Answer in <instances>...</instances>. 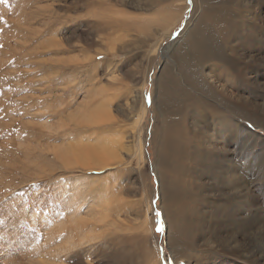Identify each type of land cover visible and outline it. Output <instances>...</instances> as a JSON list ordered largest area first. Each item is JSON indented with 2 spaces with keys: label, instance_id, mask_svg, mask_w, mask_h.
<instances>
[{
  "label": "rangeland",
  "instance_id": "rangeland-1",
  "mask_svg": "<svg viewBox=\"0 0 264 264\" xmlns=\"http://www.w3.org/2000/svg\"><path fill=\"white\" fill-rule=\"evenodd\" d=\"M150 1L149 9L142 10ZM238 2L236 8L239 9H227L226 14L230 23L234 18L231 12L237 15L239 31L230 42L233 50L227 52V66L222 64L216 74L238 95L236 106L246 111L247 116L236 118L235 132L239 134L230 146L217 139L220 145L209 149L205 141L211 135L221 136L229 116L222 108L225 92L217 83H213L212 88L218 93L221 91L219 98L197 92L201 93L197 95L201 101L204 98L211 102L212 111L209 109L210 114L207 110L202 114L198 111L199 125L196 122L195 130L188 127L187 132L194 131L189 142L193 147L190 144L192 149L190 146L180 149L182 158L175 164L182 176L184 204L178 214H169L162 206L156 170V153L162 150L160 140L165 128L156 93L166 75L173 74L184 80L173 59L174 51L186 42L187 32L201 15L200 11L194 14L193 0H188L181 19L161 40H156L149 25H143L147 31L122 26L125 18H138L144 11L146 13L140 17L162 18L153 25L161 30L169 26L170 18L172 21L176 9L183 6V0H0V264H14L15 249L41 245L47 231L71 222H83L80 224L85 227L86 221L94 229L90 231L92 239L80 240L83 232L80 231L78 238L79 230L74 228L76 236L72 240L78 244L73 250L80 256L61 263L120 264L116 260L122 255L124 264H264V233L259 231L264 230V209L261 211L264 208V7L256 1ZM111 45L114 47L107 53L105 48ZM235 71L237 75L233 78L229 72L235 74ZM133 98H138L139 104L135 110L124 114L127 107L132 110ZM101 114L104 120L95 122L93 117L101 118ZM210 115L216 118L211 120ZM139 118L143 120L136 126ZM107 119L109 121H105ZM95 132L109 140L106 145L109 148L118 146L120 156L116 161L119 162L114 166L96 171L81 168L79 163L67 165L54 158L53 147L58 146L69 152L67 160H73L77 142H93ZM205 135L207 137L202 138ZM197 155L200 156L197 158ZM25 163L33 167V171ZM254 166H259V170L255 171ZM24 167V171L20 169ZM234 176L239 185L236 190L247 189L245 199L230 197L228 182L233 181ZM192 200L198 204L194 205ZM72 205L79 206L78 217L69 216L76 212L68 210L69 206L74 208ZM106 214L107 221H103ZM221 219L225 220L224 224ZM225 224H229L228 227ZM176 225L181 227L182 238L171 240L170 234ZM66 233L67 230H62L57 236ZM23 252L26 250L20 253L23 260L18 264H32L28 253L24 256ZM35 259L45 264L44 257Z\"/></svg>",
  "mask_w": 264,
  "mask_h": 264
},
{
  "label": "bare ground",
  "instance_id": "bare-ground-1",
  "mask_svg": "<svg viewBox=\"0 0 264 264\" xmlns=\"http://www.w3.org/2000/svg\"><path fill=\"white\" fill-rule=\"evenodd\" d=\"M154 2H156L157 0H153ZM250 1H256L261 7H264V0H250ZM240 2V1H239ZM238 0H202V2L200 3V1L198 0V4H197V1L196 0H193V6L196 7L195 11H194V14H196V12L200 11L201 12V15L198 17V19L195 21L196 23H194V26L189 30V32H187V39H186V42L182 44V46L180 48H177L176 51H174V56L175 58L173 59L175 61V64L178 68V71H179V74L182 75L183 77V83L181 80H179L175 75H166L162 81V83L160 84L159 88H158V93L157 94V105H158V110L160 112V114L163 115V117L165 118V128L162 132V140L161 141V151L158 150V152L156 153V166H157V169L158 170V175H159V179H160V191H161V194H162V206L164 207L165 209V212L171 214L172 213H175V214H178L179 213V209L183 207V204H184V197H183V194H182V189H183V182H182V176L180 174V172L178 171V169L175 167V164L176 162L182 158H180V154H179V151L180 149H183V148H187V146H190L191 143H189L191 141V136L193 134V132H187L188 130V127L189 129L190 128H193L195 130L196 126H197V115L199 114V112L202 114L203 112H206L207 110V114H210L212 109H211V102L209 103L204 101V98L202 99V101L200 100V98L197 97V95H200L199 93L197 94L198 91H201L203 92V94L207 97L208 95H212V96H216L218 97L220 94V92L218 93V90H214L212 87H213V83H217V87L218 88H221L222 92L224 91L225 93V99H224V102L222 103V108H224L225 112H227V115L228 118L226 119V122H225V129L222 130V133H221V136L219 135H216V136H210L209 139H207L205 141V145L209 148V149H212L214 150L216 147H218L220 144L218 142L217 139H222L226 142V145L227 146H230L231 145V142L233 139L237 138L238 137V134L236 135V127H237V124H236V118L240 119V117H245L247 116L246 114V111H240L236 104H237V97L233 91V89H230L229 86H227V84L225 85L224 83H226V81L223 83L221 82V79L218 78V75L216 74V69L219 68L220 66H222V64L225 63L226 61V58L228 57V54L227 52L228 51H232L233 50V45L231 46V49H230V42L232 40V38L234 37L235 34H237V32L239 31V29L237 28V15L235 14L234 15V12H231V14L233 15V18L232 21L233 23H230L228 22L227 20V14H226V10L227 9H230L232 8L233 10H236V5H238ZM243 2V1H242ZM187 3H188V0H183V6H180L176 9L177 13L175 14L173 20L171 21V18H170V21H169V26L168 27H163L161 30H158V29H155L153 27V25H155L157 22L159 21H162V18H160L159 16L158 17H153V18H150L148 19V17H140L142 14H145L146 12H142V14H140V16L138 18L135 17H130V20H128V18H125V21L123 23L122 26L124 27H127V29H130V27L134 28L136 27L138 30L140 31H147L148 28H144L143 25H149L150 29H151V32H152V35L157 36L156 40H161L165 35L169 34L168 32L171 30V28L174 26V24L176 22H178L182 15L185 13V10L187 9ZM204 4H206L207 6H205ZM212 4V5H211ZM151 5V1L150 3L146 6V7H143L142 6V10H145L147 11L149 9V6ZM210 5V6H209ZM245 7V6H243ZM140 8V7H139ZM141 9V8H140ZM239 9V7H238ZM237 9V10H238ZM244 9V8H243ZM197 12V13H198ZM129 13V12H128ZM230 13V12H229ZM163 17H164V14H162ZM160 15V16H162ZM125 17H128L126 15H124ZM241 16V15H240ZM122 17V16H120ZM230 17V16H229ZM239 17V16H238ZM195 18V17H194ZM230 20V19H229ZM74 22V21H73ZM105 27V26H104ZM107 28V27H106ZM211 28V29H210ZM98 30V29H97ZM105 30V29H104ZM98 33V32H97ZM150 35H148L149 37ZM236 36V35H235ZM100 38V37H98ZM234 39V38H233ZM58 43V42H57ZM58 45V44H57ZM113 45L111 46H108L106 49L107 53L108 51H111L113 49ZM263 48H264V44H263ZM262 46H260V49L263 50ZM236 49V47H235ZM104 51V50H103ZM56 53V52H55ZM233 56H231V59H232ZM230 60V59H229ZM233 61V59H232ZM232 63V62H231ZM227 63H225V67L227 66L226 65ZM232 65V64H231ZM45 66V65H44ZM224 67V66H223ZM224 67V68H225ZM170 71V70H169ZM228 71V70H226ZM225 71V72H226ZM168 72V71H167ZM171 73V72H170ZM173 73V72H172ZM178 73V72H177ZM240 73V72H239ZM219 74V72H218ZM221 74V73H220ZM229 74H232L233 78H235L234 76L237 75L236 74V71H235V74L233 73H230ZM242 75V74H241ZM179 76V75H178ZM240 76V75H239ZM242 78H244L243 76H241ZM240 77V78H241ZM232 78V80H233ZM239 78V79H240ZM248 79V78H247ZM224 80V79H223ZM222 80V81H223ZM229 80V79H228ZM231 80V78H230ZM246 80V79H245ZM249 80V79H248ZM207 81V82H206ZM237 81V80H236ZM240 81V80H239ZM242 81V79H241ZM247 81V80H246ZM233 82V81H232ZM250 82V81H249ZM248 81L247 83L250 84ZM208 83V86L206 85ZM228 83V81H227ZM230 83V81H229ZM228 83V84H229ZM236 83L239 84V82L237 81ZM242 83V82H241ZM233 84V83H231ZM235 84V83H234ZM212 85V86H211ZM209 87V89H208ZM211 87V88H210ZM240 87V86H238ZM216 88V87H215ZM244 89V88H243ZM142 91V89H141ZM156 91V90H155ZM239 92V91H238ZM240 93V92H239ZM242 93V92H241ZM143 94V92H142ZM239 95H242V94H239ZM238 96V95H237ZM155 97V96H154ZM201 97V96H200ZM203 97V96H202ZM224 97V96H223ZM241 97V96H240ZM245 97V95L243 96ZM242 97V98H243ZM219 98V97H218ZM241 98V99H242ZM248 98V97H247ZM138 99V98H137ZM137 99H134L133 98V105H132V110H128L129 107H127L125 110H124V114L125 113H130L132 112L133 110H135V106H137L139 104V101ZM239 100V99H238ZM243 102H244V99H242ZM143 101V100H142ZM202 102V104L198 105L199 102ZM217 101V100H216ZM222 101V100H221ZM237 101V102H236ZM200 102V103H201ZM102 103V102H101ZM241 103V102H240ZM245 103V102H244ZM249 103V102H248ZM252 103V102H251ZM220 104V103H219ZM242 104V103H241ZM260 104V103H259ZM104 105V104H103ZM243 105V104H242ZM248 105V104H247ZM246 106V105H245ZM253 106V104H252ZM221 107V106H220ZM247 107V106H246ZM201 108H203L204 110H200ZM216 108V107H215ZM248 108V107H247ZM100 109V108H99ZM102 109V107H101ZM211 109V111L209 110ZM218 109V108H217ZM98 110V109H96ZM105 110V109H104ZM104 110H102V112H104ZM99 111V110H98ZM109 111V110H108ZM140 111V109H139ZM199 111V112H198ZM222 111V109H221ZM95 112V111H94ZM97 112V111H96ZM101 112V113H102ZM141 112V111H140ZM146 113V112H144ZM223 114V112H222ZM100 115V114H99ZM98 115V116H99ZM129 115V114H128ZM131 115V114H130ZM226 115V114H225ZM80 116V115H79ZM90 116V114H89ZM142 116V115H141ZM203 116V115H202ZM212 116V115H210ZM216 116V114H215ZM214 115L212 116L211 120H213V117L214 119L218 116L215 117ZM95 117V116H94ZM94 121L95 122H98L99 120H104L102 114H101V118H94ZM144 117V116H143ZM189 117V118H188ZM206 117V116H205ZM204 117V119H205ZM224 117V116H223ZM222 117V118H223ZM227 117V116H225ZM80 118V117H79ZM113 117H111L112 119ZM132 118V117H131ZM188 118V119H187ZM192 118V119H190ZM220 118V119H222ZM142 118H139L138 121H135V124L137 126V124L140 123ZM203 119V117L201 118ZM219 119V118H218ZM219 119V120H220ZM83 120V118H82ZM81 120V121H82ZM143 120V119H142ZM206 120V119H205ZM218 120V121H219ZM105 121H109L108 119L105 120ZM199 121V120H198ZM207 121V120H206ZM205 121V122H206ZM222 121V120H221ZM219 121V122H221ZM197 122V123H196ZM204 122V121H202ZM210 122V121H209ZM217 122V120H216ZM142 123V122H141ZM187 123V124H186ZM207 123V122H206ZM215 123V122H214ZM239 123V122H238ZM134 124V125H135ZM190 124V125H188ZM212 124V123H211ZM260 124V123H259ZM133 125V126H134ZM140 125V124H139ZM138 125V126H139ZM199 125V123H198ZM201 125V123H200ZM217 125V124H216ZM215 125V126H216ZM219 125V124H218ZM207 126V125H206ZM219 126H222V125H219ZM241 126V125H240ZM200 127V126H199ZM217 127V126H216ZM215 127V128H216ZM224 128V127H223ZM262 128V127H261ZM213 129V128H212ZM221 129V128H220ZM99 130V129H98ZM214 130V129H213ZM219 130V129H218ZM248 130V129H247ZM246 130V131H247ZM245 131V130H244ZM216 132V130H214V133ZM239 132V131H238ZM212 133V131H211ZM212 133V134H214ZM248 133V131H247ZM251 133V132H250ZM249 133V134H250ZM95 136H94V140L93 142L89 141V142H85L84 140L81 141L80 143L77 142V146H75V144H73V146H75L77 148L76 150V156L75 158L72 160H67L68 158V155L69 154V149L66 148L67 152L66 153L64 151L65 148L63 147H53V154L55 155L54 158H56V160H62L64 164H67V165H70V164H74V163H79L80 164V167H85V168H93V169H96V171L98 169H103L107 166H110V165H113V164H116L118 161H116L119 156H120V153L118 152V146H117V149H114V148H109L107 145L108 141L106 139H104L103 136H101L98 132H95ZM217 134V133H216ZM103 135V134H102ZM112 136V135H111ZM241 136V135H240ZM249 137L251 135H248ZM109 137H110V134H109ZM198 137V136H197ZM207 136L205 135L204 137L202 138H206ZM83 138V137H82ZM87 138V137H86ZM113 138V137H112ZM246 138V137H245ZM84 139V138H83ZM248 139V138H247ZM81 140V139H80ZM89 140V139H88ZM103 141V142H101ZM237 141V140H236ZM85 142V143H83ZM197 142V141H196ZM221 142V140H220ZM189 144V145H188ZM224 144V143H223ZM245 144V143H244ZM68 144H66L67 146ZM117 145V144H116ZM192 147H193V144H191ZM241 145V144H240ZM243 145V144H242ZM71 146V145H70ZM69 146V147H70ZM113 146V145H112ZM111 146V147H112ZM222 146V145H221ZM224 146V145H223ZM222 146V147H223ZM236 147L238 146L235 145ZM240 147V146H239ZM191 148V146H190ZM227 148V147H225ZM241 148V147H240ZM192 149V148H191ZM194 149V148H193ZM223 149V148H222ZM237 149V148H236ZM243 149V148H242ZM195 150H196V147H195ZM246 150V149H245ZM248 150V149H247ZM72 151V150H71ZM228 151H229V148H228ZM231 151V150H230ZM236 151V150H235ZM243 151V150H242ZM34 152V151H32ZM182 152H184L182 150ZM190 152V151H189ZM241 152V151H240ZM246 152V151H245ZM244 152V153H245ZM251 153V152H249ZM248 153V154H249ZM183 154V153H182ZM195 154V153H194ZM232 154V153H231ZM243 154V152H242ZM253 154V152H252ZM256 154V153H255ZM73 155V154H72ZM189 155V154H188ZM192 155V154H191ZM245 155V154H243ZM251 155V154H250ZM257 155V154H256ZM260 155V154H258ZM37 156V155H36ZM200 156V155H199ZM197 155V158L199 157ZM249 156V155H248ZM261 156V155H260ZM39 157V156H38ZM37 157V158H38ZM250 157V156H249ZM259 156H257L258 158ZM187 158V157H186ZM224 158V157H223ZM231 158V157H230ZM244 157H242L243 159ZM246 158V157H245ZM248 158V157H247ZM256 158V157H255ZM263 158V157H262ZM35 159V158H34ZM53 159V158H52ZM189 159V158H187ZM225 159V158H224ZM259 159V158H258ZM193 160V159H192ZM245 160V159H244ZM25 161V159H24ZM240 161V160H239ZM252 161V160H251ZM249 161V163L251 162ZM48 162V161H47ZM184 162V161H183ZM192 162V161H191ZM224 162V161H223ZM222 162V163H223ZM226 162V161H225ZM242 162V161H241ZM248 162V161H247ZM256 162V161H254ZM49 163V162H48ZM194 163V162H192ZM199 163V162H198ZM238 163V161H237ZM196 164V162H195ZM226 164V163H225ZM241 164V163H239ZM245 164V163H244ZM242 164V165H244ZM254 164V163H253ZM260 164V163H259ZM26 167L28 164H26ZM35 165V164H34ZM186 165V164H185ZM235 165V164H234ZM249 165H252L251 163L248 164ZM256 165V163H255ZM262 165V164H261ZM1 166V165H0ZM24 166V165H23ZM29 166V165H28ZM114 166V165H113ZM201 166V165H200ZM246 166V164L244 165V167ZM18 167V166H16ZM31 166H29V170L31 169L30 168ZM79 167V168H80ZM81 167V168H82ZM211 167V166H210ZM253 168V165L251 166ZM258 168H255V171H257L256 169L259 170V166H256ZM36 168V167H34ZM109 168V167H108ZM106 168V169H108ZM112 168V167H111ZM193 168V167H191ZM212 168V167H211ZM245 168H248V167H245ZM251 168V169H252ZM14 169V168H13ZM12 169V170H13ZM21 170H25V167L24 169L20 168ZM33 169V167H32ZM31 169V171H33ZM185 169V168H184ZM233 167H232V170H230V177L232 176V172H233ZM261 169V168H260ZM17 170V169H16ZM37 170H38V166H37ZM187 170V169H186ZM191 170V169H190ZM189 170V171H190ZM237 170V168H236ZM248 170V169H247ZM249 170H250V166H249ZM22 171V172H23ZM28 171V170H27ZM215 171V170H214ZM235 171V170H234ZM252 171V170H250ZM254 171V170H253ZM14 172V171H13ZM35 172H37L35 170ZM90 172H91V169H90ZM193 172V171H191ZM219 172V171H218ZM217 172V173H218ZM245 172V171H244ZM248 172V171H247ZM33 173V172H32ZM88 173V172H87ZM98 173V172H97ZM217 173H216V176H217ZM243 173V171H242ZM252 173V172H251ZM250 173V174H251ZM257 173V172H256ZM254 174V172H253ZM262 174L263 176V173H260V175ZM193 175V174H192ZM199 175V174H198ZM0 176H1V173H0ZM220 176V175H219ZM242 176V175H241ZM244 176V175H243ZM247 176H248V173H247ZM262 176L261 179H262ZM195 177V176H194ZM246 177V176H245ZM254 177V176H253ZM259 177V178H260ZM39 178V177H38ZM86 178V177H85ZM193 178V177H192ZM241 178V177H240ZM194 179V178H193ZM197 179V177H196ZM199 179V178H198ZM246 179V178H245ZM251 179V178H250ZM257 179V177H256ZM264 179V178H263ZM219 178L216 179V181H218ZM239 180V179H238ZM247 180V179H246ZM244 180V182L246 181ZM249 180V178H248ZM247 180V181H248ZM258 180V179H257ZM260 180V179H259ZM259 180L257 182H259ZM236 181V182H235ZM92 182V181H90ZM88 183L90 184L89 186L91 187V183ZM194 182V181H193ZM226 182V181H225ZM262 182V180H261ZM264 182V181H263ZM81 183V181H80ZM95 183V182H94ZM216 183V182H215ZM240 183V181H239ZM242 183V182H241ZM252 183V182H250ZM249 183V184H250ZM256 183V181H255ZM254 183V184H255ZM83 184V183H81ZM85 184V183H84ZM221 184V183H220ZM93 185V184H92ZM191 185V184H190ZM204 185V184H203ZM218 185V184H217ZM228 185H229V194H230V197H233L235 199V197L237 196H242L246 197V191L247 189L246 188H243L241 190H236V188L239 187V185L237 184V179L236 177L234 176V179L233 181H230L228 182ZM237 185V187H236ZM245 185V183H244ZM81 186V185H80ZM88 186V187H89ZM188 186V185H187ZM254 186V185H253ZM264 186V185H262ZM83 187V185L81 186ZM87 187V188H88ZM94 187V185H93ZM186 187V186H185ZM225 187V186H224ZM227 187V186H226ZM86 188V189H87ZM187 188V187H186ZM192 188V187H191ZM220 188V187H219ZM218 188V189H219ZM249 188V186H248ZM75 189V188H74ZM96 189V188H95ZM240 189V188H239ZM254 189V188H252ZM104 190V189H102ZM227 190V189H226ZM257 190V189H256ZM76 191V190H75ZM74 191V192H75ZM92 191V190H91ZM99 190L97 189L96 192H98ZM107 191V190H106ZM195 191V190H194ZM193 191V192H194ZM219 191V190H218ZM255 191V189H254ZM67 192V191H66ZM74 192L72 191V193L74 194ZM224 192V191H223ZM256 192V191H255ZM89 193V192H88ZM250 193V192H249ZM97 194V193H96ZM185 194V193H184ZM202 194V193H200ZM199 194V195H200ZM224 194V193H223ZM228 194V193H227ZM225 195V194H224ZM248 195V194H247ZM251 195V194H250ZM61 196V195H60ZM97 196V195H96ZM193 196V195H192ZM218 196V195H217ZM227 196V195H226ZM151 197V196H150ZM189 197V196H188ZM194 197V196H193ZM192 197V198H193ZM228 197V196H227ZM226 197V199H227ZM248 197V196H247ZM97 198V197H96ZM100 200L102 199L101 197H99ZM190 198V197H189ZM191 198V199H192ZM201 198V197H199ZM225 198V197H224ZM238 198V197H237ZM236 198V199H237ZM241 198V197H240ZM73 199V198H72ZM71 199V200H72ZM229 199V198H228ZM232 199V198H231ZM230 199V200H231ZM243 199V198H242ZM243 199V200H244ZM254 198H252L253 200ZM190 200V199H189ZM197 200V199H196ZM187 201V200H185ZM193 203H194V200H192ZM210 201V200H209ZM242 201V200H241ZM246 201H248L246 199ZM99 202V201H98ZM107 202V200H106ZM222 202V201H221ZM230 202V201H229ZM71 203V201H70ZM108 203V202H107ZM237 203V202H236ZM96 204V203H95ZM103 204V203H102ZM113 204V203H112ZM198 204V203H196ZM194 203V205H196ZM208 204V203H207ZM258 204V203H257ZM109 205V204H108ZM137 205V204H136ZM222 205V204H220ZM226 205V204H225ZM228 205L230 206V204L228 203ZM233 205V204H232ZM235 205V204H234ZM68 206V205H67ZM74 205H72L73 207ZM76 206V205H75ZM72 209L70 208L71 206H69V209L71 212H73L74 210H76L75 213L73 214H70L69 216H76L78 217V214H79V206L75 207ZM96 206V205H95ZM110 206V205H109ZM223 206V205H222ZM222 206H221V210H222ZM241 206H245V205H241ZM260 206V205H259ZM62 207V206H61ZM89 207V205H88ZM106 207V206H105ZM220 208L219 206H216V208ZM232 207V206H231ZM57 208V207H56ZM65 208V207H64ZM63 208V209H64ZM93 208V207H92ZM185 208V207H184ZM217 208V209H218ZM230 208V207H229ZM248 208V207H247ZM84 209V208H83ZM187 209V207H186ZM196 209V208H195ZM231 209V208H230ZM235 209V207H234ZM234 209L232 208V210L234 211ZM239 209V208H238ZM243 209V208H242ZM254 209V208H253ZM264 208H262L261 211H263ZM58 210V209H57ZM67 210V209H66ZM190 210V209H189ZM206 210V209H205ZM221 210H219L218 212H221ZM246 210V209H245ZM96 211V210H95ZM105 211V210H104ZM108 211V209H107ZM204 211V210H202ZM210 212V210H208ZM214 211V210H213ZM224 211V209H223ZM229 211V210H227ZM232 211V212H233ZM237 211V210H236ZM86 212V211H85ZM91 212V211H90ZM100 211H98L97 213H99ZM207 212V211H206ZM226 212V211H225ZM230 212V211H229ZM231 212V213H232ZM243 212V211H242ZM246 211H244L245 213ZM255 212V211H254ZM257 212V211H256ZM87 213H88V208H87ZM86 213V214H87ZM208 213V212H207ZM223 213V212H222ZM251 213V212H250ZM249 213V214H250ZM92 214V213H91ZM104 214V213H103ZM193 214V213H192ZM215 214V212H214ZM226 214V213H225ZM224 214V215H225ZM239 214V212H238ZM247 214V213H246ZM262 214V213H261ZM80 215V214H79ZM222 215V214H221ZM227 215V214H226ZM232 215V214H231ZM251 215V214H250ZM93 216V215H92ZM107 216L104 215V220H106L105 217ZM187 216V215H186ZM191 216V215H190ZM216 216V214H215ZM230 216V215H228ZM243 216V214H242ZM246 216V215H245ZM54 217V216H53ZM100 217V216H99ZM172 217V216H171ZM209 217V216H208ZM217 217V216H216ZM238 217V216H236ZM253 217V216H252ZM71 218V217H70ZM69 218V219H70ZM92 218V217H91ZM188 218V217H187ZM221 218V217H218V219ZM234 218V217H233ZM241 218V217H239ZM243 218V217H242ZM76 219V217H75ZM88 219V218H87ZM96 219V218H95ZM189 219V218H188ZM208 219V218H207ZM206 219V220H207ZM217 219V220H218ZM231 219V218H230ZM91 220V219H90ZM99 220H102V219H99ZM98 220V221H99ZM214 220V219H213ZM216 220V219H215ZM214 220V221H215ZM222 220V223L223 219ZM235 220V219H233ZM253 219H251V222H252ZM54 221V220H53ZM98 221L94 222V223H97ZM107 221V220H106ZM173 221V220H172ZM190 221V220H189ZM219 221V220H218ZM237 221V220H236ZM239 221V220H238ZM250 221V220H249ZM60 222V220H59ZM58 222V224H59ZM206 222V221H204ZM220 222V221H219ZM240 223L241 220L239 221ZM83 224V222H80ZM79 222H71L69 223L68 225H65L62 227L61 224H63L62 222L60 223L61 227L62 228H58V229H49L50 231H47L46 232V237L44 242L39 245V246H34V247H31L29 248L30 246H26L24 248H19V249H15V251L13 252L15 255H13L12 257V261L14 264H17L20 263V253L22 252V250H26V252L28 253V258L30 257L31 258V261L32 264H44L43 262L39 263L38 262V259H35V258H40V257H44L46 260H44L45 264H63L61 262H63L64 260L66 259H75L74 257H79L80 254H75L76 251H74L73 249L74 248H77V244L75 242V240H72V238L75 235V233L73 232L74 228L78 229L79 232H77V237L79 238V236L81 235V232H83V236L80 237V240L82 239H87V240H90L92 239L91 238V235L90 234V231L94 230L92 228H90V225L88 221L85 222V227H83V225H81ZM147 223V222H146ZM174 223L175 220H174ZM178 223V222H177ZM192 223V222H191ZM189 223V226L190 224ZM203 223V222H202ZM208 223V222H207ZM221 223V222H220ZM230 223H233V222H230ZM239 223V224H240ZM258 223V221H257ZM261 223V222H260ZM259 223V224H260ZM47 224V222H46ZM57 224V225H58ZM73 224L74 227L71 225ZM169 224V223H168ZM224 224V223H223ZM222 224V225H223ZM243 224V223H242ZM245 226L247 227V224L248 222L245 221L244 222ZM250 224V223H249ZM252 224V223H251ZM262 224V223H261ZM193 225V224H192ZM226 225V224H225ZM229 225V224H228ZM228 225H226L228 227ZM233 225V224H232ZM254 225V223H253ZM174 226V225H173ZM194 226V225H193ZM196 226L198 227L197 223H196ZM204 226V225H203ZM224 226V225H223ZM249 226V225H248ZM258 226V225H257ZM226 227V228H227ZM241 227V226H240ZM243 227V225H242ZM261 228H262V225H261ZM230 229V228H229ZM228 229V230H229ZM259 229V228H258ZM62 230H67V233L66 234H63L61 236H57L59 233H61ZM86 230V231H85ZM168 230H169V227H168ZM222 231V229H220ZM232 230V229H231ZM237 230V229H236ZM85 231V233H84ZM187 231V229H186ZM224 231V230H223ZM238 231V230H237ZM251 231V230H250ZM257 231V230H256ZM255 231V232H256ZM259 231H262V233H264L263 229L259 230ZM257 231V233L259 232ZM180 232H181V227H178L177 225L175 226V230L173 232L172 230V233L170 234V239L173 240H177V238H182L180 237ZM231 232V231H230ZM254 232V231H253ZM189 233V232H188ZM221 233V232H220ZM225 233H228V231L226 230ZM234 233V232H233ZM237 233V232H236ZM246 233V232H245ZM249 233V232H248ZM250 234V233H249ZM230 235V233H229ZM241 235V234H240ZM264 235V234H263ZM262 235V236H263ZM220 236V235H219ZM236 236V235H235ZM234 236V237H235ZM244 236V235H242ZM254 236H255V233H254ZM15 237V236H14ZM138 237V235H137ZM207 237V236H206ZM237 237V236H236ZM241 237V236H240ZM249 237V236H248ZM250 237H251V234H250ZM90 238V239H89ZM223 241H225V239L223 237H221ZM233 238V237H232ZM231 238V239H232ZM247 238V237H245ZM255 238V237H253ZM142 239V238H141ZM234 239V238H233ZM237 239V238H235ZM234 239V240H235ZM239 239V238H238ZM241 239V238H240ZM249 239V238H248ZM208 240V239H207ZM206 240V241H207ZM242 240V239H241ZM246 240V239H245ZM250 240V239H249ZM248 240V241H249ZM252 240V239H251ZM260 240V238H259ZM262 240V239H261ZM260 240V241H261ZM140 241V240H139ZM142 241V240H141ZM180 241V240H179ZM214 241V240H213ZM239 241V240H238ZM247 241V242H248ZM253 241V240H252ZM20 242V241H19ZM199 242V241H198ZM138 243V242H137ZM140 243V242H139ZM225 243V242H224ZM244 243V242H243ZM242 243V244H243ZM251 243V242H250ZM262 243V242H261ZM80 244H82L81 242H79V246ZM136 244V243H135ZM228 244V243H227ZM239 243L237 242L236 245H238ZM248 244V243H247ZM246 244V245H247ZM255 244V243H254ZM257 244V242H256ZM20 245V244H19ZM139 245V244H138ZM147 245V244H146ZM235 245V246H236ZM251 245V244H250ZM260 245V244H258ZM78 246V247H79ZM221 246V245H220ZM189 247V246H188ZM198 247V246H197ZM218 247V246H217ZM223 247V246H221ZM226 247V246H225ZM241 247V245H240ZM249 247V246H248ZM250 248V247H249ZM257 248V247H255ZM12 249V248H11ZM14 249V248H13ZM199 249V248H197ZM227 249V248H226ZM258 249V248H257ZM68 250H71V251H68ZM215 250V249H214ZM220 251L223 250L222 249H219ZM228 250V249H227ZM238 249H236V252ZM232 251V249H231ZM230 251V252H231ZM235 251V250H234ZM263 251V250H262ZM26 252H23L22 255H26L25 253ZM73 252V254H71ZM75 252V253H74ZM78 253H80V251H77ZM219 253V251H217ZM222 253V252H221ZM240 253V251H239ZM249 253V252H248ZM261 253V252H260ZM85 254V253H84ZM118 254V253H117ZM231 254V253H230ZM234 253H232L233 255ZM237 254V253H236ZM12 255V254H11ZM239 254H237L238 256ZM259 255V254H258ZM257 255V256H258ZM264 255V254H263ZM122 256V255H121ZM119 257V259L116 260V262L119 260V263L120 264H124L123 263V257ZM236 256V255H235ZM241 256V255H240ZM243 256V255H242ZM115 258L117 257L114 256ZM123 258V259H122ZM241 258V257H240ZM248 258V257H246ZM23 260V259H22ZM28 260V259H27ZM245 260H248V259H245ZM26 261V260H25ZM249 261H252V260H249ZM248 262V261H247ZM255 261H253L254 263ZM22 263V262H21ZM25 264V263H24ZM76 264H80V263H76ZM262 264V263H260Z\"/></svg>",
  "mask_w": 264,
  "mask_h": 264
}]
</instances>
